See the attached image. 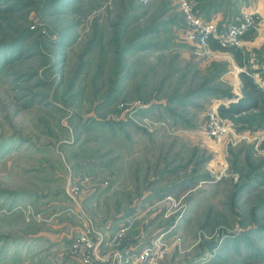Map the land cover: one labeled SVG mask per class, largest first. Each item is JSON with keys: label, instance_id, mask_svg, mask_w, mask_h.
Wrapping results in <instances>:
<instances>
[{"label": "rangeland", "instance_id": "374dc122", "mask_svg": "<svg viewBox=\"0 0 264 264\" xmlns=\"http://www.w3.org/2000/svg\"><path fill=\"white\" fill-rule=\"evenodd\" d=\"M181 1L0 0V264H264V121L203 131L264 88V0H186L246 25L211 58Z\"/></svg>", "mask_w": 264, "mask_h": 264}, {"label": "built area", "instance_id": "2783aa9c", "mask_svg": "<svg viewBox=\"0 0 264 264\" xmlns=\"http://www.w3.org/2000/svg\"><path fill=\"white\" fill-rule=\"evenodd\" d=\"M180 7L188 29L187 37L193 45L194 53L198 56L209 58L215 56V52L209 46V38H214L221 46H227L236 42L237 36L246 26L229 24L226 31L222 32L217 29L213 20H204L196 15L188 1H181ZM203 131L209 138L220 143L225 151L227 147L234 146L243 138L234 131L231 122L221 117L215 109L208 112Z\"/></svg>", "mask_w": 264, "mask_h": 264}, {"label": "trees", "instance_id": "16d2710c", "mask_svg": "<svg viewBox=\"0 0 264 264\" xmlns=\"http://www.w3.org/2000/svg\"><path fill=\"white\" fill-rule=\"evenodd\" d=\"M244 93L236 101H231L219 111V115L226 119H232L235 114L249 112L251 118H259L264 121V88L253 83L252 77L245 72L239 73Z\"/></svg>", "mask_w": 264, "mask_h": 264}, {"label": "crops", "instance_id": "0c3cea01", "mask_svg": "<svg viewBox=\"0 0 264 264\" xmlns=\"http://www.w3.org/2000/svg\"><path fill=\"white\" fill-rule=\"evenodd\" d=\"M241 95V94H240ZM240 97V96H239ZM238 97V98H239ZM238 98H236L235 100H233V101H236V100H238ZM254 136H257L259 139H260V141H262L263 139H264V133H262V134H255Z\"/></svg>", "mask_w": 264, "mask_h": 264}]
</instances>
